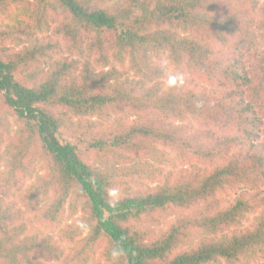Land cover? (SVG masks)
<instances>
[{
  "label": "trees",
  "instance_id": "16d2710c",
  "mask_svg": "<svg viewBox=\"0 0 264 264\" xmlns=\"http://www.w3.org/2000/svg\"><path fill=\"white\" fill-rule=\"evenodd\" d=\"M3 106L0 264H264V0H0Z\"/></svg>",
  "mask_w": 264,
  "mask_h": 264
},
{
  "label": "rangeland",
  "instance_id": "374dc122",
  "mask_svg": "<svg viewBox=\"0 0 264 264\" xmlns=\"http://www.w3.org/2000/svg\"><path fill=\"white\" fill-rule=\"evenodd\" d=\"M156 62L158 64H160L163 67H168V63L166 62V59L164 56H162L159 59H156ZM166 80L165 79V84H166ZM157 120H164V121H170L168 119L163 118L160 115H156L155 116ZM1 118H2V122H0V133H4V131H6L5 125L6 123L10 124V129L14 130L15 127H13V120L8 117V115L6 114V107H1ZM113 119L115 120H120L121 119V114H113ZM63 139L65 141L71 142L74 145H78L80 150L84 153V159L89 163V164H93L97 161L100 160V158L98 157V154L96 151L90 149L89 145L86 144L85 142L83 143L80 139L78 138H72L70 135L64 134L63 135ZM4 141L6 143H3L2 145V150L0 155L2 156L3 160L2 163L4 164L6 161V155L4 153V148L6 146V144H10L11 142V138L10 137H5ZM42 212L37 213V218L38 220L36 221L34 217H31V223L29 225V231L33 232L35 229L40 230V232L43 233H48V225L46 224L45 219L42 218L41 215ZM182 214L178 211L172 212L169 216L162 218L159 222L157 223H149L146 222L142 225L143 228H145L151 235L153 236H158L160 235L166 228L169 227V225L176 221ZM79 217V215L76 216H71L70 215V211L67 210L65 215H64V220L62 223L61 227H65V225L67 224H72L75 220V218Z\"/></svg>",
  "mask_w": 264,
  "mask_h": 264
},
{
  "label": "clouds",
  "instance_id": "9594fccd",
  "mask_svg": "<svg viewBox=\"0 0 264 264\" xmlns=\"http://www.w3.org/2000/svg\"><path fill=\"white\" fill-rule=\"evenodd\" d=\"M185 82V77L183 73H168L167 74V80H166V85L168 88H177L183 86ZM110 196H116L117 191L115 189L110 190L109 192ZM81 227H84V225H81ZM120 253L116 250L113 251L112 256L115 258L119 255Z\"/></svg>",
  "mask_w": 264,
  "mask_h": 264
}]
</instances>
